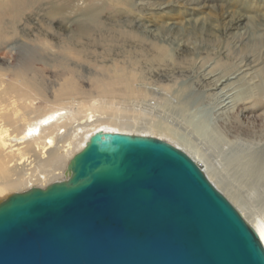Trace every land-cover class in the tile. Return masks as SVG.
I'll return each mask as SVG.
<instances>
[{"label": "rangeland", "instance_id": "obj_1", "mask_svg": "<svg viewBox=\"0 0 264 264\" xmlns=\"http://www.w3.org/2000/svg\"><path fill=\"white\" fill-rule=\"evenodd\" d=\"M68 1L45 0L16 20L0 56V67L15 69L44 43L48 97L35 107L55 103L57 75L84 92L77 101L98 97L100 78L115 103L144 112L140 127L173 136L247 212L264 216V107L248 105L257 95L264 100V0H97L93 20L82 16L91 0H74L72 11L48 16ZM83 26L89 36L79 34ZM121 77L132 78L129 88ZM138 93L153 106L135 104Z\"/></svg>", "mask_w": 264, "mask_h": 264}, {"label": "water", "instance_id": "obj_2", "mask_svg": "<svg viewBox=\"0 0 264 264\" xmlns=\"http://www.w3.org/2000/svg\"><path fill=\"white\" fill-rule=\"evenodd\" d=\"M69 170L0 203V264H264L254 228L168 142L97 133Z\"/></svg>", "mask_w": 264, "mask_h": 264}, {"label": "bare ground", "instance_id": "obj_3", "mask_svg": "<svg viewBox=\"0 0 264 264\" xmlns=\"http://www.w3.org/2000/svg\"><path fill=\"white\" fill-rule=\"evenodd\" d=\"M44 2L45 0H0V56L5 55L6 45L15 39V31L11 25L34 6L43 5ZM73 2L74 0H71L70 6L62 9L51 6L48 16L56 20L62 11L68 12ZM91 2V7L82 15L87 20H93L97 14L93 7L97 0ZM43 17L44 13L43 16L37 15L38 20H44ZM40 27L39 24V29ZM79 34L86 37L90 33L86 26H83ZM43 44L38 43L33 60L15 69L0 67V203L14 194H24L33 189H47L53 184L68 181L71 177L69 166L72 160L84 150L91 137L97 133L152 137L183 150L200 164L212 184L254 228L264 246V216L247 212L208 172L202 158L184 148V145L182 146L173 136L157 129L153 124L145 128L140 127L138 123L141 113L144 112L122 107V100L115 103L113 91L108 90L110 84L106 85L103 80L97 79L96 83L100 88L98 97L90 94L84 99L81 97L82 101H77L75 97L83 95L84 92L76 87L73 78H66L60 74L57 77L62 84L56 91L55 103L48 104L46 101L44 107L36 108L35 103L38 100H46L48 97L43 81L45 72L40 59ZM38 63L41 64V68L36 69L32 66ZM131 79L121 77L117 80L124 83L127 89L131 86L129 84ZM124 96L130 97L127 92ZM149 97L144 93H138L134 94L132 100L137 104H149L151 107L153 99ZM257 97L247 103L252 110L264 107L263 98ZM154 104L156 105V102Z\"/></svg>", "mask_w": 264, "mask_h": 264}]
</instances>
